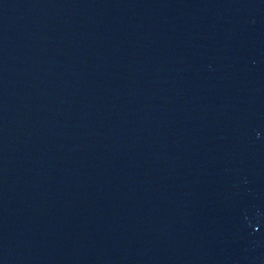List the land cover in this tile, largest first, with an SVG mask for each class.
<instances>
[{
	"label": "water",
	"instance_id": "95a60500",
	"mask_svg": "<svg viewBox=\"0 0 264 264\" xmlns=\"http://www.w3.org/2000/svg\"><path fill=\"white\" fill-rule=\"evenodd\" d=\"M0 264H264V0H0Z\"/></svg>",
	"mask_w": 264,
	"mask_h": 264
}]
</instances>
